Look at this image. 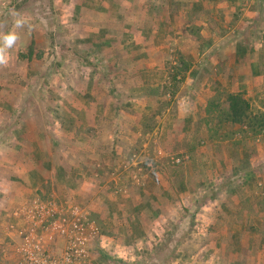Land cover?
I'll return each instance as SVG.
<instances>
[{
  "label": "rangeland",
  "instance_id": "obj_1",
  "mask_svg": "<svg viewBox=\"0 0 264 264\" xmlns=\"http://www.w3.org/2000/svg\"><path fill=\"white\" fill-rule=\"evenodd\" d=\"M151 1L158 2L160 17H165L167 12L175 13L174 24L175 27L180 25L181 34H191L192 40L201 39L174 45L164 41L160 46L163 57L159 59L162 64L159 74L149 72L155 71L150 63L147 64L149 68L141 66L138 71L143 72L144 82L132 85L128 79L133 75L119 73L121 67L125 68L113 65L116 58L108 57L104 59V64L100 63L101 60L91 61L90 41L83 36L88 32L85 22H90V0H0V32L13 30L14 14L26 21L22 27L15 29L19 38L13 47L5 50L7 65L0 66V99L6 102L8 96L15 105L11 127L14 126L18 137L30 132L26 142L23 138L18 139L30 147L31 161L37 159L53 165L50 170L54 178H61L60 173L64 180L75 176L68 167L69 162L90 167V161H95L91 158L92 149L108 152L112 156V149L117 144L115 133L124 128L128 132L127 143H130L127 146L129 154L124 158L127 163L131 164L137 155L133 162H139L141 170L136 169L138 172H149L148 162L166 167L159 180L160 185L154 180L157 185L155 192L177 195L175 203L169 205L171 212H167L166 202L158 204L164 209L149 204L150 210L155 211L157 216L142 218L146 222L144 230L138 228L137 217L136 220H129L134 233L126 244L128 249L131 248L128 259L118 261L106 249L100 248L94 254L96 264H264V217L232 216L230 212L221 210L226 205L227 208L231 206L226 204L231 196L242 198L240 204L237 200L234 203L248 210L251 208V203L246 200L248 194L258 195L259 189L264 195L263 183L259 182L257 187L250 186L255 183L256 175L253 174L252 179L245 173L251 167L248 155L243 153L240 162L236 160L238 155L229 156L231 147L246 150L249 145L253 154L260 158V161H255L254 167H263L264 155L260 156L259 150L264 145V120L262 116L253 119L255 128L220 121L222 111L228 107V92L224 88L222 90L223 83L217 77L222 74V78L230 84L236 75L231 73V66L215 70L214 62L208 58L212 51V55L215 51L220 55L223 53L222 63L229 65L231 51L242 48L240 81L247 86L248 78L244 73L249 58L246 53L249 50L260 53L262 49L263 40L252 38L262 39L264 36V16L249 19L238 12L240 16L226 18L229 11L225 7L233 0ZM235 1H241L245 8L250 3V0ZM220 2H224V9L221 11L217 6V17L222 19L216 23L211 19L214 14L208 7L213 3V9H216ZM167 3L173 8L172 12L163 10V5ZM237 3L233 4L235 8ZM203 18L207 19L205 22L213 31L211 33H216L215 37L202 34L205 26ZM211 37H214L212 41ZM237 39L238 42H235ZM99 66L103 67L104 73L94 71V67ZM192 66H195L194 73L189 72ZM154 76L157 78L156 86H149ZM259 77L262 81L263 77ZM212 86L220 89H208ZM136 97L149 99L141 100V107H138L132 102ZM250 100L253 113L261 115L264 110L259 104L261 100L264 107V99ZM12 107L5 105L4 111L1 110L0 117L4 121L0 122V129H6V110ZM200 109L206 112V116L202 117ZM10 120L9 115V125ZM157 126L159 133L153 139L146 135L145 132L154 131ZM162 126L169 130L167 133L175 136L170 143L160 138ZM138 132H142L141 135ZM203 135L207 136L204 138ZM208 137L222 144L229 142L232 146L224 148L217 144L218 152L213 153L214 147L208 149ZM3 157L12 158V155ZM120 158L123 156L119 155L118 160ZM112 160L115 162L114 156ZM137 164L131 165L128 171L134 172ZM236 164H240L239 169L235 168ZM56 168L59 169L56 171ZM262 171L259 170L258 174H264ZM246 181H249L247 185ZM136 185H131L132 192H149L147 186L139 188ZM53 188L57 194L62 190H75L69 182ZM61 197L82 207L88 204L81 200L76 202L71 195ZM53 198L59 200L50 197ZM258 203L263 206L262 201ZM90 219L96 221L103 233H108L99 216L93 215ZM252 224L262 226L263 230L248 233L255 228ZM234 225L243 232L227 233L226 229L230 232ZM256 241L258 246L254 245ZM139 246L144 252L141 263L131 258Z\"/></svg>",
  "mask_w": 264,
  "mask_h": 264
},
{
  "label": "crops",
  "instance_id": "obj_2",
  "mask_svg": "<svg viewBox=\"0 0 264 264\" xmlns=\"http://www.w3.org/2000/svg\"><path fill=\"white\" fill-rule=\"evenodd\" d=\"M240 2L237 3V1L233 0V3H227V6L225 8L229 11V13L225 15L226 18L231 19L233 18V15L240 16V13L238 12H241V15L243 17L249 19L257 15L264 16V0H250V3H248V6L246 8ZM207 3L210 2L208 1ZM223 3L220 2L218 5H216V9H213V7H215L213 3H211L210 7H208V10L211 11V14H214L213 16H211V19H214V22L216 23L219 19H222L221 17H217V6H220V10L222 11L224 9ZM236 3L238 5L235 8L233 4ZM172 5L174 4L172 3ZM165 9L170 10V12L173 11V8H170L168 3L166 5H163V10ZM244 9L245 11L244 13H242ZM159 10L160 6L158 5V2L155 1L153 3L151 0H90V18H88L90 19V22H85V26L87 27L88 32L83 36L88 37L89 40L87 39V41H90L89 46L91 61L94 62L93 59L97 61L101 60L100 63L104 64L106 62V60L104 59L108 57L111 59L116 58L113 61V65H118V67L123 66L125 68L123 69L121 67L119 69V73H130L129 76H133L128 79V82H130L131 84L137 82V85H140L141 82L142 84L144 82L142 76L143 72L138 71L141 66H143V68L148 67L147 64L150 63V66L154 68L155 71L151 70L149 72H152V74L154 75H157V73L159 74V70L162 68V64L160 63L159 59L163 57V54L161 52L163 50L162 48H160V46H162L164 41L168 42L171 45L179 42L184 43L186 41H200L201 38L192 40L191 34H181L182 30H179L180 25H177L175 27L174 24L176 19L175 13L167 12L168 14H166L165 17H160ZM229 14L232 15L229 16ZM202 20H204L202 24L208 27L206 28L204 26L202 34H208L209 36L213 35L215 37L216 33H211L213 31L210 29L209 24L205 22V20L207 19L203 18ZM249 22L252 21H248L247 23ZM173 31L177 32L175 33ZM176 38L180 40H177ZM213 38L211 37L210 41H212ZM260 38H252V40L258 39L257 41L263 40L260 53L259 51L255 52L252 50H249L250 52L247 51L246 53L249 58V64L245 67L244 74L247 75L248 78V81L246 82L248 84V87L245 85V83H242L240 81V66L243 65L242 54H244L242 48L237 47L233 51H231V61L229 62V65H223V53H221L220 55L215 51V53H213L212 55V51L208 55V58L212 62H214L215 70L224 66H231V73L236 75L235 79H233L230 84L222 78V74L217 77L219 79V82L223 83V85H221L223 86L222 90L224 88V90H226L228 94L242 92L244 93L247 100L251 99L250 101H255V99L261 98L264 99V36L262 37V39ZM238 40L239 39H237V41L235 42H238ZM255 49H258V47H255ZM112 52H114L115 54L112 55ZM191 53L193 54V52ZM258 56H260L259 59L257 58ZM114 62H117L118 64H115ZM123 62L127 63V65H124ZM90 66L92 68V65ZM194 68L195 66H192L189 72L194 73ZM94 71L97 73H104L103 67L101 66H99L98 68L94 67ZM259 76L263 77L262 81ZM155 81H157V78L154 76L153 81L149 86H156ZM217 83L218 82H216V85ZM214 88L215 86L208 87V89L212 90ZM218 88L219 87L216 86L215 90H218ZM148 99L149 97H136L133 98L132 102L138 104V107H141L140 101ZM135 100L138 103L135 102ZM13 101L14 100L12 98L9 99L8 96L6 99L7 104L4 100L0 99V113H2L1 110L4 111L5 105H7V107H9V105L13 106L12 108L6 110V129H0L1 264H17L20 259L18 248L22 243L21 231L26 225V220L22 217H15L12 214L13 211L20 206L33 203L38 200L44 201L46 199H50L51 196L65 201L63 200L65 199V197L61 196L71 195L75 197L74 200L76 202L78 200L86 201L88 202V204L84 207L88 210L90 217L94 215L99 216L102 219L103 226L108 230V233L111 234L103 233V229L101 230V240L97 244V251L95 250V253L99 252L100 248L110 250L115 249L120 245L126 246L128 242L127 240L132 238L131 236L134 233L133 230H131L132 222L129 223V220L132 218L136 220L138 218V228L144 230L146 222L144 223V221H142V218L151 216L156 218L157 216V213L155 211L150 210L151 206L154 208L155 206H159L164 209V207L158 204L166 202L165 207L167 208V212H171L172 209L169 207V205H173L175 203V200L178 199L177 195L174 193L160 194L155 192L156 186L160 185L159 180L166 170V167L156 166L153 162H148L146 164L149 168V172H138L141 170V166L138 165L139 162H137L138 164L133 162L134 159L137 158V155L134 156L131 164H129V161L127 163L124 158L129 154L128 152L130 151V149L127 148V146L129 147L130 143H127L128 132L125 128L121 129L118 132L116 131L115 133L117 144L113 143L115 144V147L112 149V156H114L115 162H113L112 156L109 155L108 152H96L95 149H92V151H90L93 155L91 158L95 161H90V167H86L85 165L80 163L69 162L70 165L68 167L72 170L75 176L71 179L64 180L61 179L62 175L60 173L61 178H54L52 176V170H50L53 168V165L37 159L31 161L30 147L26 146L24 142L21 143L18 139L23 138L25 140L30 132H24L23 135H20L18 137L16 135L18 134V132H15L14 126L11 127V125L14 123L15 112V105ZM203 102L206 101L204 100ZM262 105L263 104L260 100L259 107L264 110V107H262ZM204 106H206V104ZM200 114H202V117L206 116L205 111L201 112ZM9 115L11 118L10 125ZM1 121L3 122L4 119L0 117V122ZM8 125L11 128H9ZM162 128L163 131L161 130L160 132V138L165 139L166 143H170L169 141L172 140V137H175L174 134L172 136L170 135V133H167L168 129L164 128L163 126ZM138 133L139 135H141L142 132ZM145 133L147 136H150L153 139L155 135L159 133V127L157 126L154 131L152 130ZM205 136L207 135H203L204 138ZM37 138H39V135H37ZM220 142L218 140H215L214 138H209L208 149L209 147H214V150H212V152L217 153V148H219L218 145L223 146L224 148H230L232 146V144H229V142H226L224 144ZM177 144L178 143H176V145ZM172 145L174 146V143ZM186 145H190V143H186ZM247 147L248 148H246V150L240 147L239 149L231 147L232 149L229 150V156L231 155V157H234L238 155L236 160L240 162L241 160H243V153H246V155H248L247 157L250 158L251 167L249 166L245 173L249 174L248 176H250L252 179L253 174L256 175L255 183L250 184V186L255 185L257 187L259 186L258 183L260 182V184L263 183L264 187V174H258L259 170L264 171V162L261 169H256V167H254L255 161H260V158L258 157V155L253 154V151H251L252 148H250L251 146L248 145ZM260 148L261 150H259V153L260 156H262L264 155V145H261ZM145 150H143L142 152H144ZM3 155H12V158L14 159L9 157L5 159ZM119 155L121 157L123 156V158H120V160H118ZM133 164H137V167L134 168V172L130 173L128 169ZM131 168L132 167H130V170ZM235 168L239 169L240 164H236ZM58 169L59 168H56L55 170L57 171ZM136 169H138V171ZM130 178L135 181L133 182ZM154 180L159 181V184L157 183L156 185V182ZM68 182L75 190H67L66 192L62 190L58 191L57 194L53 187L64 186L65 183ZM133 183L135 185L137 183L136 186H138L139 188L147 186L149 188V192L147 191L148 193H145L144 191L140 192L139 194L137 192H132L130 187L131 185H133ZM248 183L249 181L245 185H247ZM257 194L258 195H247L248 198H246V200L251 203V208L248 210H246V208L243 209L242 206L238 205L242 202V198L237 199L232 196L230 197V199H227L226 203H230L231 206L227 208L226 205V209L222 207L221 210L230 212L232 216H236L239 214L241 216H244L245 218L252 216H258V218L264 217V195L261 191H259V189L257 190ZM234 200L238 201L237 206L235 205ZM215 201L219 203V201ZM260 201H262L263 206L259 205L258 202ZM152 203L155 204L152 205ZM149 204H151V206H148ZM160 216L161 215H158V217ZM236 225L231 228L230 232L228 229H226L227 233L238 234L243 232L242 230L237 229ZM246 226L245 230H247ZM259 229L260 231H262L263 227L255 226V228L250 229L248 233H253L255 231H258ZM157 234L160 235L161 232L159 233L158 231ZM41 238L44 244L52 252H60L65 244V241L62 237H59L58 235H55L51 231L46 229L41 230ZM254 245L258 246V241L254 242ZM140 247L141 246L137 247L136 251L134 252L136 254V260L138 259L139 263H141L144 259V252Z\"/></svg>",
  "mask_w": 264,
  "mask_h": 264
},
{
  "label": "built area",
  "instance_id": "obj_3",
  "mask_svg": "<svg viewBox=\"0 0 264 264\" xmlns=\"http://www.w3.org/2000/svg\"><path fill=\"white\" fill-rule=\"evenodd\" d=\"M12 214L26 220L21 231L22 243L18 248L20 259L17 264H96L94 254L101 240V228L79 204L54 198L38 200L16 208ZM42 229L64 239L65 244L60 252H52L44 244ZM130 250L120 245L107 250V253L118 261H125ZM132 255L131 258L135 259L136 254Z\"/></svg>",
  "mask_w": 264,
  "mask_h": 264
},
{
  "label": "trees",
  "instance_id": "obj_4",
  "mask_svg": "<svg viewBox=\"0 0 264 264\" xmlns=\"http://www.w3.org/2000/svg\"><path fill=\"white\" fill-rule=\"evenodd\" d=\"M228 107L226 111H222V120L220 121L232 125L251 126L255 128L253 119L262 116L264 120V112L261 115L253 113L251 106L245 95L241 92L229 93L227 95Z\"/></svg>",
  "mask_w": 264,
  "mask_h": 264
},
{
  "label": "clouds",
  "instance_id": "obj_5",
  "mask_svg": "<svg viewBox=\"0 0 264 264\" xmlns=\"http://www.w3.org/2000/svg\"><path fill=\"white\" fill-rule=\"evenodd\" d=\"M14 26L13 30L3 33L0 32V66H6L8 63V57L6 49H10L13 47L15 42L18 40V34L16 33L15 29L22 27L26 21L23 18H19L18 14H14Z\"/></svg>",
  "mask_w": 264,
  "mask_h": 264
}]
</instances>
